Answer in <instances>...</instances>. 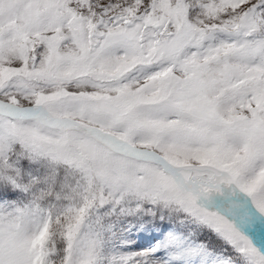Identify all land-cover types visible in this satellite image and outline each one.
Wrapping results in <instances>:
<instances>
[{"label":"snow or ice","instance_id":"6c2138e0","mask_svg":"<svg viewBox=\"0 0 264 264\" xmlns=\"http://www.w3.org/2000/svg\"><path fill=\"white\" fill-rule=\"evenodd\" d=\"M0 264H264V0H0Z\"/></svg>","mask_w":264,"mask_h":264}]
</instances>
